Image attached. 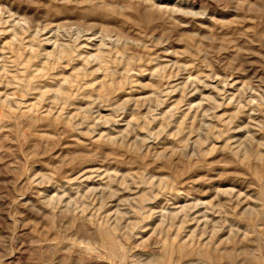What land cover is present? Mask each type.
I'll return each mask as SVG.
<instances>
[{
    "label": "rangeland",
    "instance_id": "1",
    "mask_svg": "<svg viewBox=\"0 0 264 264\" xmlns=\"http://www.w3.org/2000/svg\"><path fill=\"white\" fill-rule=\"evenodd\" d=\"M0 264H264V0H0Z\"/></svg>",
    "mask_w": 264,
    "mask_h": 264
}]
</instances>
